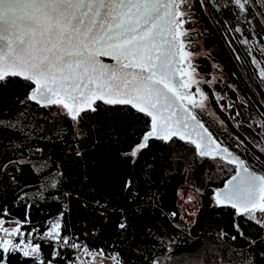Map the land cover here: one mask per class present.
Masks as SVG:
<instances>
[{"label":"trees","instance_id":"obj_1","mask_svg":"<svg viewBox=\"0 0 264 264\" xmlns=\"http://www.w3.org/2000/svg\"><path fill=\"white\" fill-rule=\"evenodd\" d=\"M252 14L258 20L257 32L251 23L242 24L241 33L236 32L230 10L224 17L225 25L218 19V27L203 16L208 30L201 37L209 55L194 58L193 65L206 73L211 62L217 63L228 84L213 88L201 85L218 119L200 109L194 108V113L207 121L217 143L264 174V150L258 146L264 145V82L252 63L255 58L264 67L263 7L258 4ZM25 95L16 87L0 92V120L17 124L16 129H0V165L21 158L28 161L24 165L9 164L7 170L0 171V209L8 212L0 218L20 221L22 232L32 229L43 233L49 228L48 222L63 211V236L88 251L118 257L121 264H172L175 257L192 254L207 242L219 248L223 264H248L249 260L251 264H264L260 255L264 252V230L235 217L245 234L241 238L233 227L234 210L213 203L214 189L233 173V165L219 157L201 159L193 145L178 138L170 145L150 141L149 148L133 164L132 158L123 154L130 152L147 130L148 118L143 114L109 107L110 117L103 111L88 113L74 130L69 119L52 115L58 111L55 107L21 104ZM76 131L84 135L76 139ZM15 143L22 146L15 149ZM37 148L41 151L36 152ZM6 172L15 176V182ZM126 179L133 180L137 195L122 191ZM183 186L199 197L189 227L177 209L178 190ZM94 199L108 202L106 218L92 205ZM85 202L89 207L83 206ZM26 216L29 223H24ZM121 218H126L129 225L123 232L117 227ZM221 232L227 235L221 237ZM232 236L237 238L232 240ZM248 238L257 244L250 246ZM40 243L44 258H48L53 245ZM57 249L60 256L54 264L76 261L71 251Z\"/></svg>","mask_w":264,"mask_h":264},{"label":"snow or ice","instance_id":"obj_2","mask_svg":"<svg viewBox=\"0 0 264 264\" xmlns=\"http://www.w3.org/2000/svg\"><path fill=\"white\" fill-rule=\"evenodd\" d=\"M229 2L241 14L247 13L252 4V0H226L223 6ZM186 4L191 7L190 0H0V92L9 87L24 90L21 104L55 107L58 111L52 115L69 119L74 130L88 113L103 111L110 117L109 107L130 108L143 114L148 118L147 130L140 142L123 154L132 158L133 164L149 148L150 141L170 145L178 138L193 145L195 155L201 159L219 157L233 165V174L224 187L214 190L213 203L215 207L234 210L233 227L245 238L235 217L264 230V174H257L255 165L250 168L245 160L217 143L191 111L203 109L207 96L197 88V101L189 91L199 81L193 79L192 53L185 50L183 39L189 34L184 28L190 18ZM101 57H110L115 65L104 63ZM185 62L187 69L182 67ZM252 63L259 68L264 82V67L255 58ZM16 127V122L0 120V129ZM83 135L75 132L76 139ZM21 146L14 144L15 149ZM76 155H81L79 149ZM25 163L28 161L23 158L8 160L0 165V171L7 170L9 164ZM5 174L15 182V176ZM122 191L137 195L132 179L124 181ZM191 200L189 197L188 202ZM92 205L106 218L107 201L94 199ZM83 206L89 204L85 202ZM0 214L7 216V209H0ZM64 214L61 211L48 222L49 228L39 235V240L77 248L78 244L61 234ZM15 223V227H5V220L0 218V264H54L60 251L53 246L48 258H44L42 244L27 238L33 233L26 237L21 222ZM24 223H29L27 216ZM117 227L126 231V218H121ZM248 243L255 246L257 241L248 238ZM260 255L264 256V252ZM113 259L121 264L118 257Z\"/></svg>","mask_w":264,"mask_h":264},{"label":"rangeland","instance_id":"obj_3","mask_svg":"<svg viewBox=\"0 0 264 264\" xmlns=\"http://www.w3.org/2000/svg\"><path fill=\"white\" fill-rule=\"evenodd\" d=\"M258 4L259 6H262L264 9V0H258ZM200 37L201 35L193 39L191 35L188 34L187 37L183 38L185 42V46H186L185 50L192 53L191 63H192V66L195 68L193 79L196 81H199L198 84L193 83L191 85V88L189 89V91L193 94V97L197 101H199L200 99L199 93L197 92V88H199L200 91L203 92L201 88V85L203 83H206L209 87H212V88L215 85L225 87L228 84L224 73L222 72V70L220 69V66L217 63L211 62L210 69L206 73L198 71L195 65H193L194 58L207 57L209 55V50L207 48H204L201 45ZM182 67L187 69V63L185 62L182 65ZM188 71H191V69H188ZM224 91H226V88L224 89ZM204 103H205V107L203 109L199 107H196L195 109H200L204 111L205 113H208L211 116L218 119L217 115L214 113L212 107L210 106L208 99H206ZM258 146L260 149L264 150L263 144H258ZM182 190L186 192L185 194H188L187 198H189L190 195L193 194V191L189 190L186 186H183ZM3 219L5 220V227L11 228V227L17 226L15 223L16 220L8 219V218H3ZM82 249H83V256L87 264H116L115 260L113 259L114 256H105L98 251H88V250L85 251V248H82ZM223 263H224L223 257L219 251V248H217L213 243H210V242L205 243L196 252L192 254H187L184 256L175 257L172 261V264H223ZM72 264H83V263L81 262V260H77Z\"/></svg>","mask_w":264,"mask_h":264},{"label":"flooded vegetation","instance_id":"obj_4","mask_svg":"<svg viewBox=\"0 0 264 264\" xmlns=\"http://www.w3.org/2000/svg\"><path fill=\"white\" fill-rule=\"evenodd\" d=\"M226 0H190L191 7L189 8L186 4L184 6L185 10L189 12V22L185 23L184 28L188 29V33L193 39L197 36L205 33L208 29L204 28V23L202 21L203 16L208 19V22L212 24L213 27H218L221 23L225 25L226 11L230 10L232 16L235 18L236 22L234 24V29L240 27L242 24L249 26V21H251V26L253 29L258 31V20L254 18L252 14V9L258 6V0H252V4L249 6V11L247 13L241 14L234 4L228 3V6H223ZM239 17V19L237 18ZM218 19L222 20L219 24ZM239 20V21H237ZM221 26V25H220ZM238 33H241L238 32ZM200 43L203 45L202 37H200Z\"/></svg>","mask_w":264,"mask_h":264},{"label":"built area","instance_id":"obj_5","mask_svg":"<svg viewBox=\"0 0 264 264\" xmlns=\"http://www.w3.org/2000/svg\"><path fill=\"white\" fill-rule=\"evenodd\" d=\"M188 189L191 190L190 188H188ZM185 193L186 192L182 190V187H180L179 190H178V196H177V209H178L179 217L189 227L192 224V222L194 220V217L196 215V212H197V209H198V206H199V197L193 191V194L190 195V197H192V200L190 202H188L189 201V198H187L188 194H185ZM191 213H195V215H191ZM29 232L33 233L32 237H27V233H29ZM24 233H25V236L27 238L33 239L34 243H36V242H44V241L39 240V235H42L44 232L43 233H34L33 230L30 229V230H28V231H26ZM49 243L52 244L53 246L57 247V248L60 247V248L67 249V250L71 251L72 255L75 257L76 261L77 260H81V262L83 264H87V262H86V260H85V258L83 256L82 247L79 246L77 248H73L71 246H60L55 241H51Z\"/></svg>","mask_w":264,"mask_h":264},{"label":"water","instance_id":"obj_6","mask_svg":"<svg viewBox=\"0 0 264 264\" xmlns=\"http://www.w3.org/2000/svg\"><path fill=\"white\" fill-rule=\"evenodd\" d=\"M101 59H102V61L104 62V63H106V64H111V65H115V61L114 60H112L110 57H101ZM179 78V77H178ZM191 111L193 112V114L195 115V113H194V109H191ZM196 117H197V119L200 121V123H202L203 125H204V127L205 128H207L208 129V125H207V121H201V115H195ZM208 131H209V129H208ZM213 136V135H212ZM214 138V137H213ZM222 147H224V146H222ZM230 152H232L233 153V155H236V156H239L237 153H235V152H233V151H230ZM240 157V156H239ZM241 158V157H240ZM242 159V158H241ZM233 174V173H232ZM231 174V175H232ZM257 174H260L259 172H257ZM231 175L227 178V179H229L230 177H231ZM226 179V180H227ZM225 180V181H226ZM225 181L223 182V184L221 185V186H219V187H217L216 189H220V188H223L224 187V183H225ZM216 189H214V190H216ZM213 196H214V191H213Z\"/></svg>","mask_w":264,"mask_h":264}]
</instances>
